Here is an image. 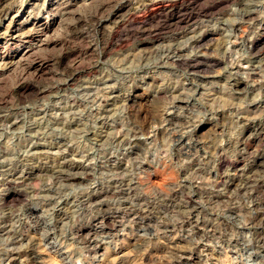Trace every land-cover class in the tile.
I'll return each instance as SVG.
<instances>
[{
	"label": "clouds",
	"instance_id": "obj_1",
	"mask_svg": "<svg viewBox=\"0 0 264 264\" xmlns=\"http://www.w3.org/2000/svg\"><path fill=\"white\" fill-rule=\"evenodd\" d=\"M123 3L83 0L46 40L68 39L77 14L88 25L80 31L94 29ZM258 22L264 23V0H231L221 15L186 29L127 28L134 35L126 49L108 53L97 46L77 65L94 70L86 80L64 73L47 80L35 73L0 77V264L22 254L20 264H31L29 253L43 257L38 264H178L206 238L216 252L213 264H264V221L252 223L264 173L245 179L231 167L221 175L218 167L234 166L240 152L243 172L259 157L260 145L250 154L238 147L240 120L264 101V59L254 62L244 39ZM206 32L219 39L201 43ZM208 55L224 67L202 64ZM221 76L222 83L201 79ZM24 83L36 91L12 95ZM140 89L150 101L147 121L131 107ZM249 119L264 121V111ZM204 125L223 131L198 137ZM161 170L168 179L153 183L149 177ZM224 177L241 182L229 192L227 181L218 186Z\"/></svg>",
	"mask_w": 264,
	"mask_h": 264
},
{
	"label": "rangeland",
	"instance_id": "obj_2",
	"mask_svg": "<svg viewBox=\"0 0 264 264\" xmlns=\"http://www.w3.org/2000/svg\"><path fill=\"white\" fill-rule=\"evenodd\" d=\"M215 1L219 4L216 9L214 8V10H212L213 13L211 12L210 15L208 13L198 12V8L205 5V0H140L139 4L134 3L133 0H125V3L120 4L122 7L116 15L109 16L106 21H98L97 27L94 29L89 28L87 32L80 31V29L88 27V25L87 22L82 21L79 14H77L76 16L71 17L77 21V24L67 25L68 32L70 33L68 39L57 38L54 40H46V37L52 36L57 29L61 27L62 23L70 18L67 14L83 3V0H25L23 4H20L19 0H0V63L8 66L4 69H0V77H7L13 72H17V79L20 80L35 73L38 80L40 78L47 80L53 77L59 79V73H64L65 76H71L75 82L86 80L94 73V70L76 66L86 59H91L97 46L108 53L121 51L126 49L131 43L128 37L134 35L131 31H126L127 28L141 27L144 32L147 33L149 29L153 28V26H158V32L170 33L173 28L177 30L184 28V24L175 20H170L173 15H182L183 17V14L185 16L187 12H191L195 14L196 17H194V21L196 20V22L200 20H208L214 16L221 15V10L231 2V0H210L207 5L215 3ZM9 5H11V7H9ZM40 23L46 26L45 31L35 32L33 28ZM258 23L259 29L256 30L253 28L249 30L248 35L244 37L245 46L249 49L253 61L256 63H259L261 59H264V23ZM205 34V37H202V41L204 39L206 40L203 42L201 41L203 44H210L211 41L218 40L220 36V33L206 32ZM24 35H28L29 37H24ZM136 35L139 34L137 33ZM180 35L179 31H177L176 38H180ZM166 42L168 41H159V43ZM30 43L35 48V52L31 56L32 59L30 60V65H22L23 61L17 62V60ZM154 46L155 45L153 44L142 45L143 48L149 50ZM135 50L140 51L141 47L137 46ZM214 50L215 46H210L207 49V52L211 54ZM41 51L43 53L42 55L34 56L36 52ZM202 57L204 58V56ZM39 58H43L40 72L36 70L40 68L38 67ZM101 58L103 59L106 57ZM204 59H202L204 64L208 61L207 64L215 65L216 68L224 67V61L220 60L215 55L205 56ZM206 59H210L211 61ZM198 69L200 71L204 70L203 67H199ZM201 79H215L222 83L225 77L221 76ZM71 82L72 81H70V83ZM239 86L243 87L244 85L241 84ZM35 91L36 89L31 84H18L17 88L13 90L12 95L31 94ZM135 95L137 99L132 102L131 107L142 112L140 119L147 121L149 118V109L146 105L150 104V101L144 98L145 93L142 89L137 90ZM260 111H264V101L249 106L248 110L244 113V118L240 120V123L244 125V129L240 136L238 147L242 150L246 149L247 153H249L256 150L257 146L260 145L261 149L259 150V156L264 160V145H261V140L264 139V121H252L249 119V117L256 116ZM221 123H223V121ZM257 127H259L260 130ZM222 131V127L216 125H204L198 129L197 135L198 137H207L213 132ZM257 131L260 134L258 135V139H256L257 135L254 136L252 134L254 132L257 133ZM249 137L252 138L249 139ZM244 164L245 157L242 153L238 152L234 166L231 162H222L221 166L219 165L218 167L221 175H223L222 172L225 168L231 167L232 172L236 177L242 175L245 179L255 172L264 173L263 165H260L259 167L256 165L255 167L257 168H251L252 162H249L248 169L241 172L240 169H244ZM255 169L256 171H254ZM168 175L169 173L161 170L156 174V179H152L151 176L149 179H151L153 183L163 184L164 181L168 179ZM215 177L216 173H212V177L210 178ZM229 180L231 179L224 177L218 181V186H224L225 181H227L230 185L228 190L231 192L235 189L236 185L241 182L240 179H236L234 182ZM254 196L258 197L259 200L253 205V208L256 209V211L252 218V223L258 224L261 221H264V210H262L264 209V180H262V182L260 181V186ZM6 202H8V200H6ZM102 218L103 217H101V219ZM130 218L131 217H129V219ZM102 220L107 224L112 223V221L104 218ZM207 227L211 230L212 224H208ZM204 228L205 224L202 223L199 229L201 233H203ZM261 234H264V230H261ZM128 243L132 244L134 241L129 240ZM175 243L182 244V241L177 239ZM157 254H163V246ZM28 255L30 256L31 264H38V260L43 258L37 253H29ZM228 255L234 257L235 253L229 251ZM22 256L23 254L20 258H22ZM183 256L184 259L179 261L178 264H213V261L217 258L216 252L212 248L210 238H206V243L199 245L198 248L193 249L191 252H184ZM209 256L212 257L211 260L209 259ZM20 258L15 259V263L13 264H20Z\"/></svg>",
	"mask_w": 264,
	"mask_h": 264
},
{
	"label": "bare ground",
	"instance_id": "obj_3",
	"mask_svg": "<svg viewBox=\"0 0 264 264\" xmlns=\"http://www.w3.org/2000/svg\"><path fill=\"white\" fill-rule=\"evenodd\" d=\"M58 2V1H57ZM164 3V2H163ZM218 2H216L215 1V3H211V4H209V5H207V6H205V5H202V6H200L199 8H198V12H200V13H208V14H210L211 12H212V10H214V8L216 9V7L218 6ZM59 5V4H58ZM190 6V5H189ZM121 5H117V6H115L114 8H113V10L111 11V13L109 14V16H111V15H116L119 11H120V9H121ZM153 7V6H152ZM162 7V6H161ZM221 7V6H220ZM2 8V7H1ZM183 8V7H182ZM178 10V9H177ZM176 10V11H177ZM180 10V9H179ZM65 11V10H64ZM72 11V10H71ZM180 13V12H179ZM213 13V12H212ZM198 14V13H197ZM199 15V14H198ZM197 15V16H198ZM211 15V14H210ZM63 17V16H62ZM194 17H196L195 16V14L194 13H191V12H187L186 13V15L184 16V14H183V17H182V15L180 16V15H177V16H172L171 17V19L170 20H175V21H177V22H180L181 24H184L183 25V29H186V28H188L190 25H195V23H196V20L194 21ZM208 18V17H207ZM201 19H203V18H201ZM167 22V21H166ZM164 23H165V21H164ZM163 23V24H164ZM166 24V23H165ZM180 24V25H181ZM144 25V24H143ZM177 25V24H176ZM182 27V26H181ZM45 28H46V26L45 25H42L41 23L40 24H38V25H36L34 28H33V30L35 31V32H43V31H45ZM148 29V28H147ZM182 29V28H181ZM27 32V31H26ZM23 33V32H22ZM25 33V32H24ZM180 34V33H179ZM206 35V34H205ZM205 35L203 36V38L205 37ZM24 37H29L28 35H24ZM203 38H201V41H202V39ZM9 39V38H8ZM26 39H28V38H26ZM204 40H206V39H204ZM203 40V41H204ZM248 40V39H247ZM202 41V42H203ZM8 42V41H7ZM6 42V43H7ZM253 45V44H252ZM1 46V45H0ZM3 47V46H2ZM5 47V46H4ZM37 48V47H36ZM34 47L31 45V43L29 44V45H27V49L23 52V54H21L20 56H19V58H18V60H17V62H22L23 61V63H22V65H30V60L29 59H27V58H31V56H32V54L35 52L34 51ZM37 53V52H36ZM40 56V55H39ZM42 57V56H41ZM77 57V56H76ZM65 58V57H64ZM204 58H205V56H204ZM203 57H200V60H201V62H202V64H204L203 63V61H202V59H204ZM38 59V58H37ZM205 60V59H204ZM206 60H209V61H211L210 59H206ZM42 61H43V58H39V60H38V62H39V65H38V67H40L41 66V64H42ZM208 62V61H207ZM207 62L204 64V65H207ZM46 63V62H45ZM17 65V64H16ZM77 67V66H76ZM25 68V67H24ZM37 68V67H36ZM41 68L42 67H40V68H38V69H36V70H38V72H40V70H41ZM199 67H193V68H191L190 69V71H200L199 69H198ZM198 69V70H197ZM30 70V69H29ZM32 70V69H31ZM45 71V70H44ZM73 71V70H72ZM75 71V70H74ZM65 72V71H64ZM71 73V72H70ZM39 75V74H38ZM26 85V84H25ZM35 88V87H34ZM264 123V122H263ZM264 126V125H263ZM257 128H259V127H257ZM259 130H260V128H259ZM261 130H262V127H261ZM250 133V132H249ZM257 133H258V131H257ZM261 133V132H260ZM253 134V133H252ZM249 135V134H248ZM260 135V134H259ZM262 135V134H261ZM255 136V135H254ZM263 137V136H262ZM248 138V137H247ZM260 138V137H259ZM264 138V137H263ZM256 139H258V135L256 136ZM261 139V138H260ZM257 141V140H256ZM254 147V146H253ZM252 147V148H253ZM261 149V148H260ZM264 150V149H263ZM253 152V151H252ZM252 152H249V153H252ZM241 159V158H240ZM254 162V163H253ZM230 163V162H229ZM231 164H232V162H231ZM233 165V164H232ZM262 166L263 165V168H264V160L262 159V157L261 156H259V157H253L252 158V166H251V168H254L255 166ZM221 166V165H220ZM229 166H230V164H229ZM255 168H257V167H255ZM260 169V168H259ZM253 170V169H252ZM264 170V169H263ZM262 170V171H263ZM254 171H256V169L254 170ZM252 172V171H251ZM223 173V172H222ZM253 173V172H252ZM239 174V173H238ZM248 176V175H247ZM225 180V179H224ZM229 181H231V180H229ZM262 182V181H261ZM263 191V190H262ZM261 192V191H260ZM257 194H258V192H257ZM10 198H6V200H9ZM103 219V218H102ZM32 258H34V257H32ZM39 261V260H38ZM34 262V261H33ZM36 262V261H35ZM13 263H15V259H13L12 260V264Z\"/></svg>",
	"mask_w": 264,
	"mask_h": 264
}]
</instances>
